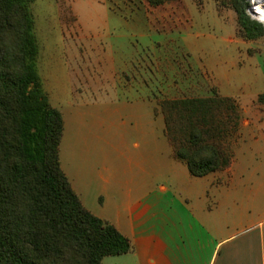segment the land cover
Segmentation results:
<instances>
[{
  "label": "crops",
  "instance_id": "0c3cea01",
  "mask_svg": "<svg viewBox=\"0 0 264 264\" xmlns=\"http://www.w3.org/2000/svg\"><path fill=\"white\" fill-rule=\"evenodd\" d=\"M149 31L160 30L151 26ZM147 32L119 61L103 60V85L112 84L118 102L106 110L104 136L102 132L94 135L96 141L110 146L113 154L99 165L90 158L88 147L81 158L82 164L94 167L86 175L90 184L96 185V204L84 201L85 189L79 181L83 176L76 172L69 175L63 168L84 205L115 225L134 247L132 253L108 257L103 264H264L261 117L241 113L240 129L228 141L233 155L230 167L194 177L188 166L175 158L165 135L164 116L159 111L160 85L165 80L160 82L154 48V43H159L150 41ZM223 40L247 56L255 43L238 38L236 29ZM191 65L193 72L209 74L221 95L241 98L242 107L247 108L240 93L224 92L215 73L204 65ZM262 93H252L251 104ZM92 115L98 118L97 113ZM160 121L164 122L162 139L154 129ZM111 128L113 132L108 130Z\"/></svg>",
  "mask_w": 264,
  "mask_h": 264
},
{
  "label": "trees",
  "instance_id": "16d2710c",
  "mask_svg": "<svg viewBox=\"0 0 264 264\" xmlns=\"http://www.w3.org/2000/svg\"><path fill=\"white\" fill-rule=\"evenodd\" d=\"M0 0V264H103L134 247L112 223L92 213L62 167L66 122L43 90L31 4ZM153 8L180 0H144ZM237 17V36L264 39L250 0H216ZM260 0H251L253 9ZM252 54V50L249 51ZM257 103L264 106V92ZM175 158L194 177L231 166L228 140L241 126L236 98L159 102Z\"/></svg>",
  "mask_w": 264,
  "mask_h": 264
},
{
  "label": "rangeland",
  "instance_id": "374dc122",
  "mask_svg": "<svg viewBox=\"0 0 264 264\" xmlns=\"http://www.w3.org/2000/svg\"><path fill=\"white\" fill-rule=\"evenodd\" d=\"M31 12L43 90L67 122L61 152L63 168L69 175L76 172L83 176L79 181L87 205L96 204L98 192L86 175L94 167L82 164V151L86 156V149L91 148L90 158L99 165L113 154L110 146L95 138L101 132L104 136L106 110L118 102L112 84L103 85V60L119 61L133 51L134 43L140 42V35L146 31L150 41L159 43H154V48L158 51L160 82L165 80L160 85L159 101L208 97L218 91L209 74L201 76L200 71H192L193 62L215 73L224 92L245 97L247 108L242 107L241 98H236L241 113L261 117L264 123V106L257 100L251 104L252 93L264 92V39L254 43L252 54L248 52L254 60L240 55L235 46L223 40L235 29L237 35L236 14L216 0H180L159 8L144 0H36ZM151 26L159 33L149 31ZM116 67H120L119 62ZM93 113L98 118H93ZM157 127L154 129L162 139L164 122ZM108 130L113 132L114 128ZM255 188L261 189L260 185Z\"/></svg>",
  "mask_w": 264,
  "mask_h": 264
},
{
  "label": "bare ground",
  "instance_id": "6f19581e",
  "mask_svg": "<svg viewBox=\"0 0 264 264\" xmlns=\"http://www.w3.org/2000/svg\"><path fill=\"white\" fill-rule=\"evenodd\" d=\"M252 14L259 19L260 21H262L264 23V1L260 0L257 4V7L254 8V10L252 11Z\"/></svg>",
  "mask_w": 264,
  "mask_h": 264
},
{
  "label": "water",
  "instance_id": "95a60500",
  "mask_svg": "<svg viewBox=\"0 0 264 264\" xmlns=\"http://www.w3.org/2000/svg\"><path fill=\"white\" fill-rule=\"evenodd\" d=\"M264 1V0H263ZM250 14H251V16L255 19V20H258V21H260L259 19H257L253 14H252V10H250ZM260 22H262V21H260ZM263 23V22H262Z\"/></svg>",
  "mask_w": 264,
  "mask_h": 264
}]
</instances>
